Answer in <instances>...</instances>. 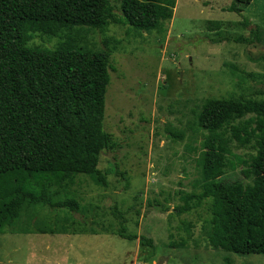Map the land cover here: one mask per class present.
<instances>
[{
  "label": "rangeland",
  "instance_id": "obj_1",
  "mask_svg": "<svg viewBox=\"0 0 264 264\" xmlns=\"http://www.w3.org/2000/svg\"><path fill=\"white\" fill-rule=\"evenodd\" d=\"M109 1L120 15V0ZM231 2L176 0L162 34H137L119 25H109L104 33L73 28L70 34L79 45L100 50L107 42L112 53L103 130L115 147L103 151L98 164L108 187L78 176L67 186L79 205L77 213L25 211L0 234V264H225L226 259L264 264V255L229 254L209 245V200L189 213L174 212L183 205L181 196L200 192L197 160L207 133L197 129L195 114L203 102L262 99L254 93L264 89V0L252 1L241 14L228 11ZM210 22L219 28H209ZM238 37L251 43L237 42ZM64 40L35 34L28 46L54 49ZM252 117L217 132L227 149L224 183H251L242 171L255 155V140L242 145L233 129L243 125L252 131ZM174 131L183 139L174 140ZM115 209L136 240L112 234L119 228Z\"/></svg>",
  "mask_w": 264,
  "mask_h": 264
},
{
  "label": "trees",
  "instance_id": "obj_2",
  "mask_svg": "<svg viewBox=\"0 0 264 264\" xmlns=\"http://www.w3.org/2000/svg\"><path fill=\"white\" fill-rule=\"evenodd\" d=\"M175 1L120 0L116 15L109 0H0V234L14 227L25 211L77 213L79 205L67 186L78 176L108 187L98 164L102 152L115 147L103 130L112 53L107 42L100 50L79 45L70 34L73 28L104 33L109 25H119L137 34H162ZM252 1L232 0L228 11L241 14ZM209 25L219 28L218 22ZM35 34L65 40L54 49L29 47ZM236 41L251 43L241 37ZM254 95L262 99L203 102L195 114L197 129L207 133L197 160L200 192L181 196L183 205L174 208L178 215L189 213L209 200L208 243L235 255H264V89ZM246 115L253 116L248 121L252 131L242 125L233 129V137L242 145L255 140V155L242 171L251 183H224L227 149L217 132ZM170 136L183 139L181 132ZM114 215L119 228L112 234L136 240L126 233L123 214L115 209ZM139 241L151 246L144 237ZM225 264L233 262L226 259Z\"/></svg>",
  "mask_w": 264,
  "mask_h": 264
}]
</instances>
